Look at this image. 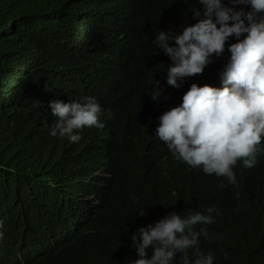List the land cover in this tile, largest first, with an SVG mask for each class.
Returning a JSON list of instances; mask_svg holds the SVG:
<instances>
[{
	"label": "trees",
	"instance_id": "trees-1",
	"mask_svg": "<svg viewBox=\"0 0 264 264\" xmlns=\"http://www.w3.org/2000/svg\"><path fill=\"white\" fill-rule=\"evenodd\" d=\"M190 6L0 0V264H131L139 227L213 205L209 235L223 239L201 237L200 250L215 264H264V153L254 168L238 162L231 185L177 161L154 135L192 83L221 86L237 42L181 88L168 85L170 59L153 41L196 23ZM85 97L103 108L104 128H84L79 142L51 136L49 102Z\"/></svg>",
	"mask_w": 264,
	"mask_h": 264
},
{
	"label": "clouds",
	"instance_id": "clouds-1",
	"mask_svg": "<svg viewBox=\"0 0 264 264\" xmlns=\"http://www.w3.org/2000/svg\"><path fill=\"white\" fill-rule=\"evenodd\" d=\"M184 2L188 4V0ZM196 3L197 7L188 9L196 23L155 35L153 42L170 59L165 77L168 85L181 88L186 78L203 74L214 57L224 54L231 37L237 42L227 46L230 56L219 73L221 86L192 83L182 102L158 118L154 135L177 161L236 185L238 162L245 169L254 168L264 153V0ZM237 5L243 7L237 9ZM170 42L174 43L170 46ZM48 107L57 118L50 132L53 137L79 142L84 128L105 126L101 119L104 110L94 97H85L83 102L53 100ZM132 199L139 203V197ZM145 209L137 214L145 216ZM219 215L215 205L186 216L172 211L139 227L131 235L138 256L131 264H174L178 255L182 264H215V253L201 251L200 243L201 237L223 239L210 236L207 228ZM189 250L194 257L191 261Z\"/></svg>",
	"mask_w": 264,
	"mask_h": 264
}]
</instances>
